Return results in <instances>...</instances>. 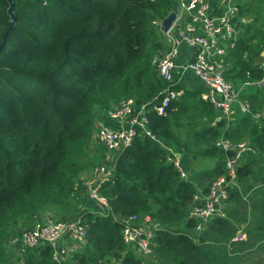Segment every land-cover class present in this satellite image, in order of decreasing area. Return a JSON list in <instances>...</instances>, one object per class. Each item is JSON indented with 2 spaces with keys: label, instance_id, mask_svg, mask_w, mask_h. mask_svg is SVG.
Instances as JSON below:
<instances>
[{
  "label": "trees",
  "instance_id": "1",
  "mask_svg": "<svg viewBox=\"0 0 264 264\" xmlns=\"http://www.w3.org/2000/svg\"><path fill=\"white\" fill-rule=\"evenodd\" d=\"M11 1L16 20L0 52V264H56L48 246L9 260L6 229L69 200L80 204L85 188L79 177L87 167L81 143L91 141L97 118L124 98L148 104V128L154 135L214 160L215 166L184 180L166 162L162 149L146 137H136L117 157L112 179L101 187L112 215L81 212L86 244L65 264H144L138 252L122 242L123 220L130 216H147L159 226L146 264H237L240 257L235 254L250 242H259L264 251V179L256 184L261 174L254 166L255 159L264 162V122L259 125L236 108L228 124L223 120L212 125L218 114L201 100V90H185L163 117L153 111L159 92L180 88L160 80L151 68L163 47L154 22L173 10V0ZM236 2L240 15L248 3ZM7 8L0 0V43L10 24ZM241 29L226 57L225 78L237 88L243 86L240 99L255 112L264 108V87L244 84L263 75L255 61L264 49V28L256 35L250 25ZM169 115L190 120L178 121L186 128V123L202 119L209 126L183 140ZM221 136L234 142L247 138L254 148L238 167L228 198L248 208L243 222L250 220L242 229L247 241H232L240 225L235 229L225 218L209 221L200 233L188 219L198 192L193 178L206 183V193L224 174L225 154L214 147Z\"/></svg>",
  "mask_w": 264,
  "mask_h": 264
},
{
  "label": "built area",
  "instance_id": "2",
  "mask_svg": "<svg viewBox=\"0 0 264 264\" xmlns=\"http://www.w3.org/2000/svg\"><path fill=\"white\" fill-rule=\"evenodd\" d=\"M173 1L172 13L175 17L166 31L161 30L163 47L152 58L151 68L160 80L171 87L180 88L168 87L159 92L157 96L161 98L153 111L157 116H165L170 103L180 101L183 97L185 89L182 81L184 76L190 74L204 87L201 100L210 104L218 114L214 124L223 120L225 125L228 124L237 108L241 114L251 115L255 123L261 125L264 122V108L252 112L249 103L240 99L243 86L237 88L232 81L225 78L226 57L235 48L239 35L236 0ZM183 49L188 52L184 53ZM246 57L247 53L243 54V58ZM258 66L263 75L249 84L262 88L264 60ZM147 113V103L137 104L134 98H124L113 104L102 118L95 121L93 141L101 145L105 152L114 154L110 164H98L94 167V183L83 186L86 201L94 205V212L98 216L112 215L108 199L101 194V187L112 179L117 157L131 146L136 137H146L157 145L165 152L166 162L178 171L180 178L189 179L181 166V150L151 132ZM214 147L225 154L224 174L211 182L206 193L198 191L193 197L188 219L195 222L196 233H200L209 220L224 217V206L230 189L236 186L237 169L250 153H254V148L247 140L234 142L223 136L214 141ZM157 230L159 226L149 217L132 216L123 220L120 234L124 245L134 248L142 259H146L151 256V241ZM86 237L87 225L82 215L66 221L46 219L36 222L30 229L12 234L5 248L6 251L14 250L18 255L15 258L17 259L27 250L48 246L53 262L65 264L86 244ZM245 239V233L241 229L232 241ZM262 246L264 247V242Z\"/></svg>",
  "mask_w": 264,
  "mask_h": 264
},
{
  "label": "rangeland",
  "instance_id": "3",
  "mask_svg": "<svg viewBox=\"0 0 264 264\" xmlns=\"http://www.w3.org/2000/svg\"><path fill=\"white\" fill-rule=\"evenodd\" d=\"M246 2L248 3V5H246V7H244L242 9V11L240 12V15L238 14L236 19H239V23H240V25H242V27H247L248 25H250L251 26V30H250L251 34L256 35L257 32H259L261 29L264 28V0H244V3H246ZM171 13H172V11L170 13H168L166 17H168V15ZM164 19L154 22V26L158 29V31L160 33H162L161 29H160L161 22ZM259 53L260 54L258 56H261V57H259L258 59L263 58L264 57V49H262ZM227 68L229 69V64H228ZM185 83H186V85L192 87L196 83V80L192 79L191 83H189L188 81H186ZM249 86H251L249 88L257 87V86H253V85H249ZM258 88H260V87H258ZM103 116H100L99 118H102ZM169 117L171 119V124L174 128V131L182 139L183 138H185V139L191 138L192 139L194 132L200 130L201 128H206V126H209L208 121L206 119H202L200 121L195 122L194 125L192 123H186V124H188V125H186V126H188V128H186L183 125H177V124H178V121L179 122L185 121V119H186V122L190 121L187 118H185L181 115H175V116L169 115ZM233 117H232V119H233ZM189 126H191V127H189ZM94 132H95V129H94ZM93 136H94V133H93ZM245 139L247 140V138H243V140H245ZM92 140H93V137L91 138V141L89 143H81L82 145L80 146L81 153H82V160H83L84 164L87 166L85 168V170L83 171V173L79 177V183L82 186H85L86 184L92 185L94 183L96 178L93 176L92 172H93V169L95 166H97L98 164H110V161L114 157L113 153L109 154V153L105 152L103 150V148L101 147V145H99L96 141H92ZM255 162H256V164L254 166H256V170L261 174V176H258V178H259L258 181H256V184H259L264 179V165H263L264 162H263V159L261 160V162H260V160L255 159ZM214 165H215L214 160L203 159L201 157H198V158H196V161L194 163V166H192V168L194 171H197V172L200 171L201 172L202 170H205L206 167H209V166L213 167ZM192 177L193 176L191 175V178ZM193 181L195 182L196 185H198V179L193 178ZM250 182H252V181H250ZM201 184L205 185L204 182ZM86 199L87 198H86V192H85V194L82 195V197L80 198V204H75L73 202V200H69L66 202L65 205L63 204V206L59 205V206L50 207L48 209L43 210L40 214H38L35 217L23 218L17 224L9 225L8 229H6V230H8L7 231L8 235H7L6 240H5V245L7 244L8 238H10V236L12 234L20 233L22 231L30 229L33 227V225L36 222H42L46 219L66 221V220L72 219L78 215H81L82 211H86V210L91 211V209L88 205V201H86ZM243 202L244 203L246 202L248 204V201L244 200ZM228 213H230V216L227 215ZM247 214H248V208H246V206L241 205V202L235 203V202H229L227 200L225 202V206H224V217H218V218H220V219L225 218L236 229V226H239L240 224H243V223H247L250 220V218H248L246 222H243L244 219L247 217ZM130 217H132V216H130ZM134 217H136V216H134ZM214 219L215 218H213L209 221L211 222ZM209 221L206 224H208ZM173 228L178 229V226H174ZM226 231H229V230L227 229ZM235 232H236V230H235ZM220 242L221 241H217V242H214V244H216L218 246L220 244ZM83 246H81V248H83ZM241 250H238L237 253L235 254L238 257H240V259H238L237 264H264V251L260 248L259 242H255V243L250 242L248 245H244L241 248ZM151 254H152V252H151ZM17 256L18 255L15 253L14 250H12V249L8 250L7 249L6 257L9 260L16 261L17 259H15V258ZM149 259L150 258L143 259L145 261L144 264L148 263ZM157 264H159V261Z\"/></svg>",
  "mask_w": 264,
  "mask_h": 264
},
{
  "label": "crops",
  "instance_id": "4",
  "mask_svg": "<svg viewBox=\"0 0 264 264\" xmlns=\"http://www.w3.org/2000/svg\"><path fill=\"white\" fill-rule=\"evenodd\" d=\"M240 19H241V18H240ZM237 23H239V22L237 21ZM239 32H240V34H241V32H242L241 25H240V27H239ZM183 52L186 53V52H188V50H187V49H183ZM259 57H261V56H258L257 59H258ZM257 59H256V61H255V64H256V62H257ZM225 63H226V71H227V69H228L227 67H228L229 62L226 61ZM192 79H195V80H196V83L194 84V86L191 87V86L186 85L185 82L188 81L189 83H191ZM197 81H198V80H197L194 76H192V75H190V74H187L186 76H184V79H183V81H182V87H183L185 90H201V93L204 92V87L202 86V84H201L199 81H198V82H197ZM247 85H250V84L248 83ZM244 86H246V85H244ZM212 125H214L213 122H212ZM183 139H185V138H183ZM171 145H172V144H171ZM172 146H173V145H172ZM173 147H174V146H173ZM178 149H179V148H178ZM180 150H181V151H180L181 166H182L183 170L186 172L188 178H189V176H191V175H192V176H195L196 173H197V174L200 173V171H199V172L194 171L193 168H192V166H194V163H195V161H196V158H198L199 156H197V155H195V154H192V153H189V152H185V151H183L182 149H180ZM203 159H205V158H203ZM214 166H215V165H214ZM214 166H213V167H214ZM213 167H212V166L206 167L205 170L212 169ZM202 171H204V170H202ZM202 171H201V172H202ZM203 182H204V181H201V180L198 178V185H196V189H197V191L202 192L203 189H204V187L207 186L205 182H204L205 185L201 184V183H203ZM88 205H89L91 211H94V205H93L92 203H88ZM244 226H245V224H240V228H237V231L243 229ZM236 235H237V232H236ZM236 235H235V236H236ZM235 236H234V237H235ZM245 236H246V234H245ZM245 240H246V239H245Z\"/></svg>",
  "mask_w": 264,
  "mask_h": 264
},
{
  "label": "water",
  "instance_id": "5",
  "mask_svg": "<svg viewBox=\"0 0 264 264\" xmlns=\"http://www.w3.org/2000/svg\"><path fill=\"white\" fill-rule=\"evenodd\" d=\"M5 1L8 3L7 16L10 19V24H9L7 30L5 31V33L3 34L2 41L0 43V52L4 48V46L7 42V37L9 35V33L11 32L12 28L14 27L15 20H16L14 12H13V2L11 0H5ZM174 17H175L174 13L169 14L168 17H166L161 22V30L166 31L170 27L172 21L174 20ZM263 60H264L263 58L258 59L256 64L259 65L260 63L263 62ZM118 220H122V218L120 216H118Z\"/></svg>",
  "mask_w": 264,
  "mask_h": 264
}]
</instances>
